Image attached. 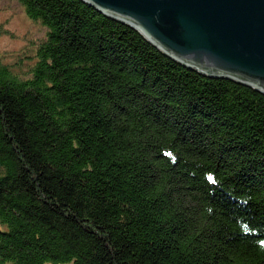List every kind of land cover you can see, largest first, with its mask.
<instances>
[{"label": "trees", "instance_id": "trees-1", "mask_svg": "<svg viewBox=\"0 0 264 264\" xmlns=\"http://www.w3.org/2000/svg\"><path fill=\"white\" fill-rule=\"evenodd\" d=\"M11 1L46 36L0 59V264H264V93L82 0Z\"/></svg>", "mask_w": 264, "mask_h": 264}, {"label": "water", "instance_id": "water-1", "mask_svg": "<svg viewBox=\"0 0 264 264\" xmlns=\"http://www.w3.org/2000/svg\"><path fill=\"white\" fill-rule=\"evenodd\" d=\"M199 73L264 93V0H82Z\"/></svg>", "mask_w": 264, "mask_h": 264}, {"label": "rangeland", "instance_id": "rangeland-1", "mask_svg": "<svg viewBox=\"0 0 264 264\" xmlns=\"http://www.w3.org/2000/svg\"><path fill=\"white\" fill-rule=\"evenodd\" d=\"M0 27L5 31L0 35V59L5 64L19 66V73L24 74L30 64L25 57L33 54L34 44L46 36V29L32 22L24 9L11 0H0Z\"/></svg>", "mask_w": 264, "mask_h": 264}]
</instances>
